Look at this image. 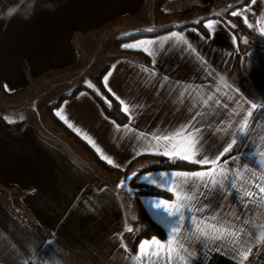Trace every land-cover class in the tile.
Returning <instances> with one entry per match:
<instances>
[{
  "label": "crops",
  "instance_id": "1",
  "mask_svg": "<svg viewBox=\"0 0 264 264\" xmlns=\"http://www.w3.org/2000/svg\"><path fill=\"white\" fill-rule=\"evenodd\" d=\"M204 1L163 2L185 10ZM146 6L147 0H0V99L26 93L40 79L71 70L78 63V39L81 42L90 34L117 26L121 34L118 38L129 39L113 54L102 84L115 99L119 97L122 110L128 106L129 112L125 113L129 121L125 125L133 131L128 132L125 125L107 117L87 85L80 84L73 96L65 93L55 100L63 99L54 109L55 116L69 128L56 115L62 110L61 115L73 125L69 129L101 159L84 137L94 140L119 167L101 160L121 171L135 159L132 172L155 163L157 159L152 155L164 156L154 148L147 150L151 134H170L188 124L194 126L190 131L199 129L201 150L210 157L218 154L236 132V122L240 120L232 114L233 109L239 111L236 101L245 109L250 102H264V49L242 51L236 35L217 18L206 20L205 34L191 25L180 28L196 22L125 34L137 30L135 19ZM245 8L250 9L245 12L253 25L250 29L262 34L259 28L264 21H257L264 17V0L250 2ZM209 23L211 28L206 26ZM173 33L183 36V40L173 37ZM140 41L153 43L139 45ZM132 43L139 47H123ZM221 77L230 87L221 86L217 92ZM84 86L87 89L81 88ZM209 94L220 103L209 101L205 106L203 99ZM255 115V120L249 119L248 134L236 133L238 146L222 157L221 163L227 160L225 167L233 172L241 165L256 170L258 175L264 172L259 164L264 159V115L259 111ZM23 123L16 129L0 121V264H166L162 257L144 256L139 262L131 258L137 255L143 241L164 243L171 235L173 220L155 207L156 202L166 201L161 209L175 211V194L162 182L168 179L162 174L203 171L209 165L194 164L200 167L196 170L144 173L138 183L167 196L138 195L134 204L133 198L118 188L119 181L113 185L97 176L101 166L56 128L47 114L38 123ZM229 123L233 125L231 129L227 127ZM141 132L144 137L139 135ZM145 176L156 183H150ZM200 192L203 194L197 206L207 207L195 215L216 214L238 227L249 220V231L257 234L264 226V207L243 196L239 181L236 188L226 185L222 189L202 188ZM149 220L161 227L165 237L143 238L134 246L136 234ZM128 227L132 231H126ZM191 229L193 224L188 219L182 234ZM241 239L253 247L245 264H264V242L255 244L251 235H242ZM219 244L211 240L186 242L192 253L186 254L187 264H238L235 253L230 248L218 249ZM172 264L182 262L173 259Z\"/></svg>",
  "mask_w": 264,
  "mask_h": 264
},
{
  "label": "snow or ice",
  "instance_id": "2",
  "mask_svg": "<svg viewBox=\"0 0 264 264\" xmlns=\"http://www.w3.org/2000/svg\"><path fill=\"white\" fill-rule=\"evenodd\" d=\"M251 2L255 3L256 0H251ZM228 7L232 8L233 6L229 5ZM249 10V8H245L243 11H232L231 15L244 17V23L247 24L249 28H252L253 25L249 23L248 18L245 16V12ZM217 15H219V13ZM262 21H264V17H261L257 23L260 24ZM199 22V20L196 21V23ZM206 26L211 28L212 24L209 23ZM233 27L235 26L233 25ZM148 31H151V29ZM259 31L264 34V26L260 27ZM172 36L179 40H183V36L176 33H173ZM246 42L247 41H245V43ZM152 43L153 41H140L139 45H150ZM139 45L132 43L125 44L123 47L137 48ZM144 50L148 51L147 48ZM149 54L151 55V53ZM109 75H111V73H109ZM107 79L108 77L106 76L104 78L106 87ZM221 86L230 87L223 77L219 79V86L216 88L217 92L220 91ZM5 87L7 90V86ZM89 87H93V85L89 84ZM109 91H111V89H109ZM117 99H119V97H117ZM209 101H212L215 104L220 103V101L211 94H209L206 99H203V104L208 106ZM120 102L121 104H124V101L121 100ZM236 104L239 111L233 109L232 113L240 117V120L236 122V132L232 134L233 138L227 143V146L223 147L222 151L212 157H210L207 152L201 150L202 141L198 137L199 129L190 131L189 129L194 127L191 124L181 126L178 130H175L170 134H151V141H149L147 150H152L154 148L158 154L168 156L174 161L183 160L202 166L209 165L210 167L203 171L162 174V177H168V179L162 180V182L168 184V191L174 192L175 194V211L161 209V205L167 203L166 201L156 202L155 207L158 210L163 211L173 220L174 226L170 229L171 235L164 243L155 239L152 241H143L139 246V252L137 255L131 257L133 260L139 262L141 257L149 256L158 258L162 257L166 260V264H172L173 259L181 261L182 264H187L186 254L191 255L192 253H190L185 246L186 242L191 240H195L196 242H200L201 240H211L220 242L218 249L220 247L230 248V250L235 253V257L238 259V264H245V261L249 259V256L253 252V247L248 244L247 241L241 239L242 235H251L257 245L264 242V226H260L259 234H257V231L255 230L249 231V229L252 228L249 220H244L243 225L238 227L232 221L223 217H218L216 214H213L211 217L195 215L196 212L203 213L207 207V205L197 206L199 195L203 194L200 192V189H222L226 185L236 188L238 181L240 182L243 196L247 197L253 204L264 207V172H261L258 175L256 170L248 168L245 165H241L239 170L233 172L231 168L225 167V165L228 164L227 160H224L223 163H221L222 157L238 146V140L235 138L236 133H239V135H247L250 127L249 119L251 118L252 120H255L257 118L255 112L257 111L264 115V102L259 105L255 102H250V107L247 109L243 108L239 100L236 101ZM123 111L126 113L129 112L127 105L124 106ZM61 112H57L56 115L60 116V118L68 124L69 128H73V125L68 123L67 119L61 115ZM195 115H200V113H196ZM193 119H195V116ZM227 127L228 129H231L233 127L232 123H229ZM124 128L128 132L133 131L128 125H125ZM73 130L76 131L78 135L81 134L79 129L74 128ZM139 135L141 137L145 136L142 132L139 133ZM84 138L97 151V153L100 154L101 159L106 160L110 165L119 167V165H115L114 161L97 147L94 140L87 136ZM152 141H155V144H153ZM261 156L264 157V152L261 153ZM231 159L232 164L235 165L236 159L234 157ZM259 164L261 169H264V159H261ZM133 175L136 174L134 173ZM177 177L181 179L176 180L175 178ZM144 179L149 180L150 183H156V181L150 179L149 176H145ZM123 184L124 182L122 181L120 186L122 187ZM173 184L175 185V188L171 186ZM188 219H191L193 229L187 230L186 234H182L181 230L184 228ZM235 219L239 220L240 217L237 216ZM125 230L132 231L130 227ZM121 246L125 247L127 250L126 245L122 244Z\"/></svg>",
  "mask_w": 264,
  "mask_h": 264
},
{
  "label": "rangeland",
  "instance_id": "3",
  "mask_svg": "<svg viewBox=\"0 0 264 264\" xmlns=\"http://www.w3.org/2000/svg\"><path fill=\"white\" fill-rule=\"evenodd\" d=\"M199 4L206 6L207 1ZM240 4L241 0H215L212 8L209 10L197 8L195 11H191L190 9L192 7L184 10V8L178 9V7L174 5L161 2V0H147V6L141 15L138 16L139 18L137 17V19H135L137 22L136 26L138 25L137 30L134 28L132 31L126 32L125 34H138L149 32V29L154 31L168 26L196 22L203 16L211 15L225 18L234 25L239 26L237 19L234 18L235 16L231 15V12L243 11L248 5L235 9V6ZM229 5H232L233 7L229 8ZM218 13L219 15H217ZM245 25L247 26V24ZM247 28L250 29L248 26ZM118 30L117 26H112L108 29L104 28L95 34H90L81 42L78 39L77 65L71 70L69 69L40 79L35 86H31V88L29 87L26 93L10 97V99H0V117L7 121L15 120L14 122L16 123H26L28 120L29 122L38 123L39 118L46 119V109L50 103L54 102L65 93L71 94L80 84L87 85L88 87L89 84H91L93 87L89 88L100 92L97 77L102 75L104 70L111 64L113 54L119 52V46L123 43L118 42V36L121 35L118 34ZM48 118L52 122V119L49 116ZM53 125L60 129L54 123ZM62 132L68 139H71L64 131ZM71 140L74 141L73 139ZM80 148L82 147L80 146ZM85 153L91 156L87 151H85ZM92 159L96 163V160L93 157ZM101 168V170H97V176L105 178V180L113 185L118 181L124 180L127 176L126 172H112L107 171L102 166ZM124 195L129 196L126 193H124Z\"/></svg>",
  "mask_w": 264,
  "mask_h": 264
},
{
  "label": "trees",
  "instance_id": "4",
  "mask_svg": "<svg viewBox=\"0 0 264 264\" xmlns=\"http://www.w3.org/2000/svg\"><path fill=\"white\" fill-rule=\"evenodd\" d=\"M164 0H161V2H163ZM207 1V5L206 6H202L201 4H195L192 6V8L190 9L192 10H196L197 8L199 9H206L209 10L212 8V5L214 3L215 0H205ZM251 2V0H241V4L235 6V9L238 7H244L247 4H249ZM210 18H217L222 20L230 29L231 31L236 35L238 42H239V46L241 48L242 51H246L252 47H258V48H263L264 49V36L260 33H258L257 31L253 30V29H248L247 26L244 23L243 17L242 16H235L234 18L237 19V23L239 24V26L234 25L233 23L229 22L227 19L219 17V16H206L204 18H202L201 20H199V23H190L187 25H183L180 28L186 27V26H195L196 28H198L202 33H206L205 27H204V23L206 22L207 19ZM233 25L235 27H233ZM131 38V37H130ZM129 38H122L119 39L118 42H123L125 40H127ZM245 41H247L245 43ZM104 74V72H103ZM102 75H99L98 78V82H99V90L100 92H97L93 89H88L91 94L95 97V99L97 100V102L99 103L102 111L104 112V114L111 118L112 120H114L115 122H117L118 124L121 125H125L128 123L129 119L128 116L126 115V113L122 110L120 103L117 101V99H115L103 86L102 84ZM81 88H86V87H81ZM80 88H78L74 93H76ZM87 89V88H86ZM74 93H72L71 96L74 95ZM70 97V96H69ZM61 100L63 99H59V101L56 102H52L47 106V114L48 116L52 119V122L58 126L60 129H62L68 137H70L71 139H73L79 146H81L85 151H87L95 160L96 162L101 165L104 169H106L107 171H119L121 172V170L114 168L110 165H108L107 163H105L104 161H102L97 155L96 153L91 149V147L81 138H79L74 132H72L69 128H67L54 114V109L58 107V105L60 104ZM0 121L3 122V124L8 127V128H16L19 129L21 128L24 123H8L4 118L0 117ZM152 158L157 159V161L153 164H151L150 166L139 170L137 176L135 177V179L131 182V187L135 189V197L133 198V203L135 204L138 198V195H146V194H152V195H159V196H167V194H165L163 191L158 190V189H154L152 187L146 188L145 186H143L141 183H138V179L146 172L149 171H155V170H196L199 169L200 167L191 163H188L186 161L183 160H173L164 156H158V155H152ZM136 160V159H135ZM134 160V161H135ZM133 161V162H134ZM133 162L131 163V165H129V167L122 172H126L128 175L133 173L131 171V166L133 164ZM15 207L17 209H19V205L18 203H15ZM159 237V238H164L165 237V233L164 231L161 229L160 226H158L156 223H154L152 220H149L144 227H142L140 229V231L136 234L135 238H134V242L133 245L135 246L138 241H140L143 238H149V237Z\"/></svg>",
  "mask_w": 264,
  "mask_h": 264
},
{
  "label": "water",
  "instance_id": "5",
  "mask_svg": "<svg viewBox=\"0 0 264 264\" xmlns=\"http://www.w3.org/2000/svg\"><path fill=\"white\" fill-rule=\"evenodd\" d=\"M136 174V175H133V174ZM138 172H133L129 175H127L125 177L124 180H121L119 181L118 183V188L121 190V191H125L131 198H134L135 197V189L131 187V182L135 179V177L137 176ZM124 182L123 186L121 187V182Z\"/></svg>",
  "mask_w": 264,
  "mask_h": 264
}]
</instances>
